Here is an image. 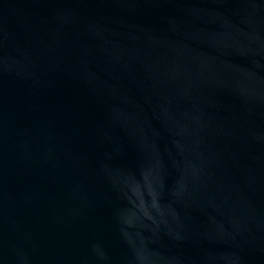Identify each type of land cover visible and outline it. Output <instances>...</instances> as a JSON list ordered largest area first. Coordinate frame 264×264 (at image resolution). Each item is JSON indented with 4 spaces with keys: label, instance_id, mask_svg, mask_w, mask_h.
Wrapping results in <instances>:
<instances>
[{
    "label": "water",
    "instance_id": "95a60500",
    "mask_svg": "<svg viewBox=\"0 0 264 264\" xmlns=\"http://www.w3.org/2000/svg\"><path fill=\"white\" fill-rule=\"evenodd\" d=\"M0 264H264V0H0Z\"/></svg>",
    "mask_w": 264,
    "mask_h": 264
}]
</instances>
